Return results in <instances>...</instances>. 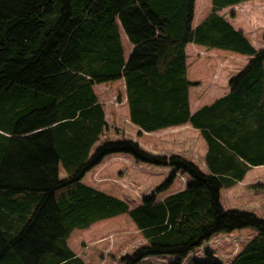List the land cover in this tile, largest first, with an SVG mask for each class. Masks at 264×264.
<instances>
[{"label":"trees","instance_id":"1","mask_svg":"<svg viewBox=\"0 0 264 264\" xmlns=\"http://www.w3.org/2000/svg\"><path fill=\"white\" fill-rule=\"evenodd\" d=\"M242 1L211 0L193 26L194 0H0V264H88L68 245L71 231L119 214L144 239L119 264L159 255L182 264L212 236L245 227L254 234L227 264H264V217L220 202L221 188L264 163V46L218 12ZM188 42L250 56L229 91L193 113ZM121 78L129 120L148 132L186 122L199 129L208 172L129 137L96 144L107 122L93 86ZM112 153L171 170L130 207L82 181ZM177 173L184 187L159 197ZM204 254L188 264H223Z\"/></svg>","mask_w":264,"mask_h":264},{"label":"rangeland","instance_id":"2","mask_svg":"<svg viewBox=\"0 0 264 264\" xmlns=\"http://www.w3.org/2000/svg\"><path fill=\"white\" fill-rule=\"evenodd\" d=\"M195 2L196 16L200 12L206 13L209 11L210 0H195ZM249 2H253V11L249 10L251 9L249 5H246L245 8L238 7V9H232L231 12L229 8L220 9L219 13L227 18L231 17L235 24L249 29L246 33L249 37L254 38L255 41L264 42V0H249ZM121 41L125 49L124 53L127 56L130 45L127 43L128 40L123 32L121 34ZM198 46L201 47V45ZM208 49L215 50L213 51L214 53H208L212 55L209 60L208 58L202 60L204 58L202 56L198 58L200 60L191 56L196 61L194 63L188 61L190 63L187 66L188 72H190L189 78L204 77L205 79L203 80H206V82L202 83L204 87L210 84L209 88L220 91L221 84L225 85V82L228 80L227 77H232V73L241 64L238 58L232 57L239 53L219 48ZM215 54H219V56H214ZM223 54L226 56H222ZM227 54L232 56H227ZM220 65L222 69L219 74H216L215 72L218 71L217 67ZM209 75L211 77L213 75L214 78L209 77ZM207 80L209 83H207ZM215 82L219 84L214 86ZM123 84L124 82L121 78L93 86L98 100L103 105L107 122V128L100 135L96 144L105 139L129 137L137 141L142 148L153 153L169 155L173 154L177 149L180 150L181 145L178 142V137L172 132L167 134L164 131H159L160 133H135L133 125L129 123L127 117ZM179 133H181L180 129ZM182 133L185 134L182 137L185 143L188 140L187 137L191 135L187 128ZM184 148L188 152L193 151V148L188 149L187 145ZM170 170L169 167L137 162L129 154L112 153L105 156L97 165L87 171L82 181L124 199L130 207H134L140 204L144 195L153 191ZM60 174L64 175L61 167ZM183 177L187 178V176ZM183 180L185 179H182L179 173H177L171 186L165 193L160 194L159 197L182 189L184 187ZM253 234L254 230L250 227L235 229L229 233H218L188 253L182 264L190 263V260L193 258L203 259L205 251H208L213 259L227 264ZM67 241L70 248L88 264H119L121 256L132 253L138 246L144 243L143 237L127 214H119L108 219L98 220L86 228H74ZM173 258L170 255L147 256L142 259V262L167 264Z\"/></svg>","mask_w":264,"mask_h":264},{"label":"crops","instance_id":"3","mask_svg":"<svg viewBox=\"0 0 264 264\" xmlns=\"http://www.w3.org/2000/svg\"><path fill=\"white\" fill-rule=\"evenodd\" d=\"M247 1V2H246ZM246 5H249L253 11V2H249V0H245L242 2H239L237 4H233L230 6L223 7L221 9H227L229 8V11L231 12L232 9H238V7H246ZM196 2L194 0V9H193V18H192V25H196L205 15L206 13H198L196 16ZM210 7H211V0H210ZM231 9V10H230ZM224 16V15H223ZM225 17V16H224ZM227 21H229L232 26L235 29H239L243 32V34L249 39V41L257 48H261L264 46V42H257L254 40V38L249 37L246 32H248L249 29H245L244 27L240 26L239 24H235L231 17H225ZM120 34H122V31L120 29ZM128 43V42H127ZM123 44V43H122ZM130 45V44H129ZM132 45H130L129 50L131 49ZM213 51L215 50H209L208 48L204 47L201 45L198 46V44L188 42L185 45V54H186V77L188 81L194 82L193 85L189 86L188 88V104H189V111L193 113L196 111L198 108H200L203 105L210 104L213 102L215 99L221 97L222 95L226 94L229 91V86H228V80L225 82V85L221 84V90L220 91H215L211 88H209L210 84H207L205 87L202 85L203 82H206L204 77H198L195 79H190L189 75L190 72H188L187 66L190 64L188 61L191 63H194L196 60L192 58L191 56L195 57L196 59L202 58V60H205L206 58H209L212 56L210 55L211 53H214ZM129 52V51H128ZM211 52L210 54H208ZM208 54V55H207ZM214 56H219L214 55ZM226 56V55H222ZM227 56H232L230 54H227ZM233 58H238L241 64L236 68L235 72L232 73V76L236 74L244 64H246L248 55L244 54H237L236 56H232ZM211 59V58H210ZM200 60V59H198ZM211 61V60H210ZM217 67V70L215 73L219 74L220 70L222 68ZM211 75V74H210ZM209 75V77H211ZM211 78H214L212 75ZM201 83V84H199ZM207 83L209 81L207 80ZM219 83L215 82L213 85L217 86ZM124 86V84H123ZM125 92V89H124ZM125 104H126V111H127V117L129 119V113H128V105L126 101V93H125ZM105 112V111H104ZM106 117V113H105ZM106 120V119H105ZM131 125H133V128L135 130V133H141V132H148L140 129L137 125L133 124L130 120H128ZM188 129V132L191 136H188V140L184 143V138H182L185 134L182 133L184 129ZM179 129L181 130V133H179ZM170 130V131H167ZM159 131H164L166 134L169 132H172L175 134L176 137H178V142L181 145L180 150L174 151V153H179L184 155L185 157L189 158L192 160L195 164L198 165V167L203 171V172H208V166L205 161V153L207 150V143L202 137V135L199 132V129L193 127L191 124L188 122L182 123V124H176L160 129H156L151 132H159ZM160 133V132H159ZM187 145L188 149H192V152H188L184 146ZM180 177L183 180V184H185V181L187 178H184L183 176L186 177V174L182 175L179 173ZM255 184H264V163L263 164H256V165H251L243 174V176L237 180L233 185L229 187H223L220 189V202L224 208H239V209H244V210H250L257 214L258 216L264 217V188H254L251 187L252 185ZM225 203V205H224Z\"/></svg>","mask_w":264,"mask_h":264}]
</instances>
